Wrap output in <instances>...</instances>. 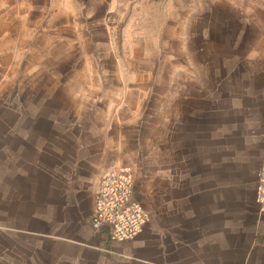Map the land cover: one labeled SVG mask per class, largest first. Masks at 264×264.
Here are the masks:
<instances>
[{"label":"crops","instance_id":"1","mask_svg":"<svg viewBox=\"0 0 264 264\" xmlns=\"http://www.w3.org/2000/svg\"><path fill=\"white\" fill-rule=\"evenodd\" d=\"M162 1L0 0V264H264V102H221L220 87L197 82L125 85L201 77L202 57L195 68L138 63L126 74L77 52L139 13L159 14L139 26L158 31L148 45L173 31L200 46L197 31L221 9L235 28L264 25L251 0ZM121 167L132 169L149 220L135 240L116 243L91 218L102 177Z\"/></svg>","mask_w":264,"mask_h":264},{"label":"rangeland","instance_id":"2","mask_svg":"<svg viewBox=\"0 0 264 264\" xmlns=\"http://www.w3.org/2000/svg\"><path fill=\"white\" fill-rule=\"evenodd\" d=\"M241 1L249 2V0ZM251 1L264 11V0ZM160 3L157 5L159 6ZM204 3L211 5L206 0ZM220 3L222 8L227 0H220ZM208 16L210 19L212 18L210 14ZM259 16H264V13ZM148 17L152 19V25L159 21V14L157 13L149 15L139 13L134 15L133 23L124 24V29H111L107 43L93 44L92 47L77 46V52L82 54L91 50L95 62L103 57L105 68L109 71L119 69L126 74L127 71L137 68L138 63L141 68L146 70L163 71V69L189 68L187 65L189 62L193 63L195 68L196 57L198 59L202 57L204 67L201 77L183 76L173 79L160 76L156 78L147 76L125 77V85L137 83L142 87H148L149 92L152 88L151 92H154L155 88L157 91L163 90V87H167L169 84L192 85L197 82L205 88L209 86L220 87L221 102H234V100H238V97H243L242 100L250 103L264 102V25L261 29L254 26L251 29L235 28V24L231 22L226 11L221 9L218 22H210L209 28L197 31L201 32L203 37V43L200 46L185 47L186 44L183 39L177 38V35L174 36L173 31H171V40L163 43L156 40L152 45H148L149 36L154 37L158 32L156 29L139 28L143 25L141 21L146 19V23ZM133 26L135 27L133 28ZM182 33H184L183 30ZM177 34L179 35L180 31H177ZM99 36H103V33L100 32ZM180 42L184 43V46ZM182 48L186 50L184 51ZM184 60L186 65H183ZM79 66L80 64L77 62V70ZM213 70L215 75L210 72ZM77 132H80L78 127Z\"/></svg>","mask_w":264,"mask_h":264},{"label":"built area","instance_id":"3","mask_svg":"<svg viewBox=\"0 0 264 264\" xmlns=\"http://www.w3.org/2000/svg\"><path fill=\"white\" fill-rule=\"evenodd\" d=\"M134 175L127 167L109 170L101 179L95 212L91 218L96 233L106 230L116 243L135 240L144 230L149 214L134 199ZM257 201L264 213V163L258 172Z\"/></svg>","mask_w":264,"mask_h":264}]
</instances>
